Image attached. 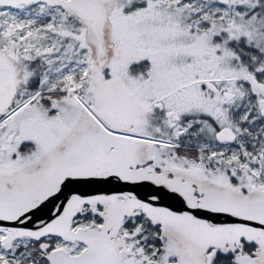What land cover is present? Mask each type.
Returning a JSON list of instances; mask_svg holds the SVG:
<instances>
[{
  "label": "snow or ice",
  "instance_id": "snow-or-ice-1",
  "mask_svg": "<svg viewBox=\"0 0 264 264\" xmlns=\"http://www.w3.org/2000/svg\"><path fill=\"white\" fill-rule=\"evenodd\" d=\"M0 264H264V0H0Z\"/></svg>",
  "mask_w": 264,
  "mask_h": 264
}]
</instances>
